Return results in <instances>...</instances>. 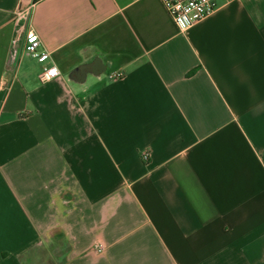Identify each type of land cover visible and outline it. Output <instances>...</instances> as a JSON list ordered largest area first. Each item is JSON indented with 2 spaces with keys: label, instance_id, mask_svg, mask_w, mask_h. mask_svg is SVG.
Here are the masks:
<instances>
[{
  "label": "crops",
  "instance_id": "1",
  "mask_svg": "<svg viewBox=\"0 0 264 264\" xmlns=\"http://www.w3.org/2000/svg\"><path fill=\"white\" fill-rule=\"evenodd\" d=\"M217 3L0 0V264H264V0Z\"/></svg>",
  "mask_w": 264,
  "mask_h": 264
},
{
  "label": "built area",
  "instance_id": "2",
  "mask_svg": "<svg viewBox=\"0 0 264 264\" xmlns=\"http://www.w3.org/2000/svg\"><path fill=\"white\" fill-rule=\"evenodd\" d=\"M175 23L181 31H187L196 23L204 20L215 12L218 7L217 0H161ZM232 2L234 0H224ZM18 17L22 18L23 23L18 30L16 37L13 39L8 60L6 63V73L13 72L21 63L23 56H30L42 64L40 76L45 81H50L58 76L61 72L58 66L52 62L50 52L42 47V41L38 33L29 25L30 8L19 7L16 10ZM123 72L112 74L113 79L123 77ZM1 90H6L2 85ZM142 158L148 161L150 153L142 152ZM103 248L99 247L101 251Z\"/></svg>",
  "mask_w": 264,
  "mask_h": 264
}]
</instances>
